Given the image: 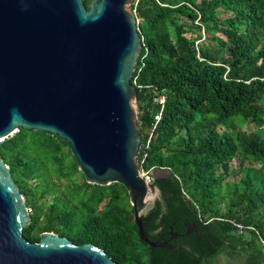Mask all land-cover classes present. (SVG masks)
<instances>
[{
	"label": "trees",
	"instance_id": "1",
	"mask_svg": "<svg viewBox=\"0 0 264 264\" xmlns=\"http://www.w3.org/2000/svg\"><path fill=\"white\" fill-rule=\"evenodd\" d=\"M130 9L141 37L131 80L137 159L154 168L159 190L144 230L155 241L171 226L181 235L173 248L140 240L122 184L86 182L67 142L20 127L0 142V156L29 208L22 236L36 242L53 231L95 244L116 264H213L224 251L262 249L264 0H134Z\"/></svg>",
	"mask_w": 264,
	"mask_h": 264
},
{
	"label": "water",
	"instance_id": "2",
	"mask_svg": "<svg viewBox=\"0 0 264 264\" xmlns=\"http://www.w3.org/2000/svg\"><path fill=\"white\" fill-rule=\"evenodd\" d=\"M134 0H0V142L20 127L69 144L86 182L120 183L138 236L152 248L143 211L151 193L139 173L141 131L131 83L141 50ZM156 172H159L157 170ZM24 195L0 156V264H116L93 243L53 231L31 242Z\"/></svg>",
	"mask_w": 264,
	"mask_h": 264
},
{
	"label": "crops",
	"instance_id": "3",
	"mask_svg": "<svg viewBox=\"0 0 264 264\" xmlns=\"http://www.w3.org/2000/svg\"><path fill=\"white\" fill-rule=\"evenodd\" d=\"M213 264H264V251L259 249L254 253L245 252L240 254L224 251L217 256Z\"/></svg>",
	"mask_w": 264,
	"mask_h": 264
},
{
	"label": "built area",
	"instance_id": "4",
	"mask_svg": "<svg viewBox=\"0 0 264 264\" xmlns=\"http://www.w3.org/2000/svg\"><path fill=\"white\" fill-rule=\"evenodd\" d=\"M132 12L134 13L135 9H132ZM133 82L136 83V79H134ZM164 100H165L164 96H161L159 98V102L160 103H163ZM155 117L158 120L160 118V115L158 114ZM149 141H150V136L148 137V139H147L145 144L148 145ZM142 146H143V144L140 143L139 148H138V153H139V151H140ZM144 156H145V154H144ZM138 165H139V173H140V175L144 178V180L146 181L147 184H152L153 180H154V172H153L154 168L153 167L146 168L144 166V158H141L140 160H138ZM237 226H238L239 231H242V225L238 224ZM261 242L263 244L262 250L264 251V240L261 239Z\"/></svg>",
	"mask_w": 264,
	"mask_h": 264
},
{
	"label": "flooded vegetation",
	"instance_id": "5",
	"mask_svg": "<svg viewBox=\"0 0 264 264\" xmlns=\"http://www.w3.org/2000/svg\"><path fill=\"white\" fill-rule=\"evenodd\" d=\"M159 197V192L158 193H155V196L154 198L151 200L149 199V204L147 205V207L145 208V210L143 211V218L144 216L146 215L147 211L152 207L155 199ZM193 228H194V225H192L191 227H187L186 228V231H185V234L186 235H189L190 233H192L193 231ZM181 234L175 232L173 229H172V226H171V229L168 231V236L166 239H164L165 241H167L170 245L172 244V242H175L179 239ZM164 236V235H163ZM172 246V245H171Z\"/></svg>",
	"mask_w": 264,
	"mask_h": 264
},
{
	"label": "rangeland",
	"instance_id": "6",
	"mask_svg": "<svg viewBox=\"0 0 264 264\" xmlns=\"http://www.w3.org/2000/svg\"><path fill=\"white\" fill-rule=\"evenodd\" d=\"M136 111L138 112V108H137V103H136ZM244 129H248V130H251V131H254L256 128L254 126H248L245 124V126L243 127ZM264 129V127L262 128ZM239 157H236L235 159H233V161L231 162L230 164V169L233 171V170H237V167L239 165ZM236 174H234L233 172L230 173L229 175V178L230 179H237L238 176H235ZM155 196V193H151L150 195V199L152 200Z\"/></svg>",
	"mask_w": 264,
	"mask_h": 264
}]
</instances>
